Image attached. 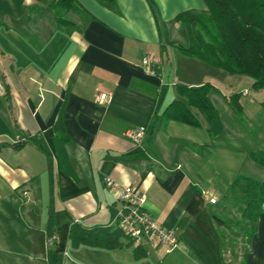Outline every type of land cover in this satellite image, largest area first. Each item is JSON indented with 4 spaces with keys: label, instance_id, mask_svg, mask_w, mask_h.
Masks as SVG:
<instances>
[{
    "label": "crops",
    "instance_id": "crops-1",
    "mask_svg": "<svg viewBox=\"0 0 264 264\" xmlns=\"http://www.w3.org/2000/svg\"><path fill=\"white\" fill-rule=\"evenodd\" d=\"M76 1L79 10L65 14L74 25L60 26L51 5L0 0V264H223L212 213L235 175L262 168L253 150L239 147L237 133L250 135L230 134L217 107L215 97L225 95L229 108L233 91L208 81L218 88L209 96L224 125L216 138L205 121L195 127L164 115L179 98L177 83L202 85L214 67L177 47L189 46L190 36L176 16L206 11L205 1ZM148 55L155 73L143 63ZM188 64L197 67L196 81L182 75ZM103 92L112 93L109 102L96 100ZM258 93L260 103L264 89ZM138 128L139 143L128 135ZM106 176L144 193L147 210L180 234V246L168 254L159 248L161 260L152 246L137 258L125 236L115 248L69 237L60 249L63 226L117 228L122 203ZM247 262L264 264V212Z\"/></svg>",
    "mask_w": 264,
    "mask_h": 264
},
{
    "label": "trees",
    "instance_id": "trees-1",
    "mask_svg": "<svg viewBox=\"0 0 264 264\" xmlns=\"http://www.w3.org/2000/svg\"><path fill=\"white\" fill-rule=\"evenodd\" d=\"M114 5V0H101ZM206 11L185 10L175 20L186 24L189 29L190 45H178L185 55L198 58L216 68L234 74H245L254 82V89H264V0H204ZM51 7L57 12L60 26H71L65 14L77 11L76 0H51ZM216 87L206 82L198 87L177 83L179 98L174 99L164 110L165 120H176L195 127L207 122L212 138L223 134L224 125L219 111L214 106L209 92ZM184 98L185 100H183ZM239 118L246 124L240 94L229 98ZM264 109V100L261 102ZM61 124L57 140L62 141ZM250 158L264 167V149L250 151ZM230 198L239 216L222 217L212 213L221 239L223 264H248L247 254L251 250L253 237L258 229L259 219L264 212V180L238 173L230 187ZM122 230L116 228L83 229L79 225L63 226L60 249H64L70 237L95 246L115 248L122 246ZM230 255L229 257L227 255ZM137 258L146 255L142 246L135 248Z\"/></svg>",
    "mask_w": 264,
    "mask_h": 264
},
{
    "label": "built area",
    "instance_id": "built-area-1",
    "mask_svg": "<svg viewBox=\"0 0 264 264\" xmlns=\"http://www.w3.org/2000/svg\"><path fill=\"white\" fill-rule=\"evenodd\" d=\"M154 60L152 55L144 58L143 63L145 68L150 73H155L151 67V62ZM155 61V60H154ZM244 94L248 90L243 91ZM112 93H100L96 100L100 103L109 102ZM128 135L139 143L144 135V129L138 128L128 132ZM107 187L116 195L117 199L122 203L118 213L117 228L122 230L124 236L136 247L152 246L155 249V256L161 260L163 253L159 250L162 248L164 253H171L178 248L181 243V236L172 228H168L159 223L152 214L147 210V196L133 186H123L115 181L111 176L105 177ZM29 192L24 190L23 197H28ZM211 202L215 199L211 198ZM56 237L50 239L47 243L49 246L55 243Z\"/></svg>",
    "mask_w": 264,
    "mask_h": 264
},
{
    "label": "rangeland",
    "instance_id": "rangeland-1",
    "mask_svg": "<svg viewBox=\"0 0 264 264\" xmlns=\"http://www.w3.org/2000/svg\"><path fill=\"white\" fill-rule=\"evenodd\" d=\"M36 1L40 2V4H42L45 7L49 6L51 3V0H36ZM205 73H206V77H205L206 80H204L203 84L210 81V80L213 82H216L219 85V87L221 88V90L223 91V93L227 92L229 89H232L233 92H231L229 94L228 98H230L232 94L238 92L240 94V103H241L242 97L247 95L244 97L245 106L243 107V105L241 103V105L243 107V111H244L243 114H244V117L246 119V124L243 123V121L239 118L235 109H233V107L231 105H228L230 107L226 108V106L224 105V101L221 100V98L223 100H225V98H226L225 95H222L223 97L221 95L219 97H215V100H216L217 107H219L221 110L222 118L224 120V123H225V126H226L228 132L233 135V134L237 133L238 131L239 132L241 131V132H243V134H246L247 136H248V134L250 135L249 138L242 139V138H240L239 134L237 133V139H238L239 147L242 148L241 145H244L249 150H255L258 148L264 149V144H263L264 143L263 142L264 132L263 133L260 132L258 134L259 137H257L256 139L254 137H252V135H251V132L256 133L257 131H259L261 129L264 130V122L262 120L263 116L261 114L262 109H261V105H260L261 102L259 103V99H261V97H263V96H260V94L258 93L261 89L257 90V89L253 88V90H252L251 89L252 79H251V77H249L248 75H245V74H234V73H230L224 69H220V68H216V67L215 68L214 67L209 68V71H207ZM182 75L187 76V78L184 77V79H186V81H196L198 78L197 67H196V72H195V68L193 67V64H192V66L189 64L185 65L183 68ZM180 83H183V82H180ZM198 86H200V85L192 86V87H198ZM246 88L248 90V93L244 94L243 91H244V89L246 90ZM217 89L218 88H216V90ZM249 90H251V91H249ZM210 92H209V94H210ZM251 97L252 98L255 97L257 99L256 103H254V104L249 103V100ZM245 112H247V113H245ZM246 114L247 115L249 114L248 116H249L250 120L247 119ZM242 173L245 175H248L250 177H254V178L258 177L257 179H259V180H264V176H263L264 167H262L261 170H259V173H256L255 170H253L251 168L247 169L246 167H244ZM214 211L222 217H231L232 218L234 216H239L237 209L233 205V200L230 198V193H228V195H227V200L219 202ZM227 256L229 257L230 255L228 254ZM234 264H238V262H236Z\"/></svg>",
    "mask_w": 264,
    "mask_h": 264
}]
</instances>
